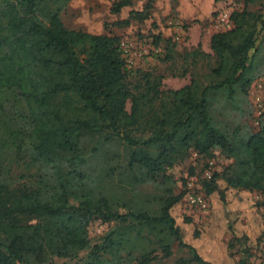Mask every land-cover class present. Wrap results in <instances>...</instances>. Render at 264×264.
Masks as SVG:
<instances>
[{
  "label": "trees",
  "instance_id": "obj_1",
  "mask_svg": "<svg viewBox=\"0 0 264 264\" xmlns=\"http://www.w3.org/2000/svg\"><path fill=\"white\" fill-rule=\"evenodd\" d=\"M69 1L0 0V264H125L137 250L138 264H149L148 245L169 258L174 242L191 254L180 264H211L176 222L188 183L175 193L168 172L192 153L209 160L218 151L232 164L203 180L205 196L264 195V111L255 133L228 132L212 114L217 95L233 107L247 96L264 15L232 13L233 27L210 39L207 83L192 77L165 92L160 77L127 65L120 37L66 28ZM153 1L114 26L147 20ZM131 4L119 0L111 12ZM21 166L29 174L16 185ZM147 184L154 193L137 190ZM95 221L113 226L92 240ZM229 228L232 248L239 238Z\"/></svg>",
  "mask_w": 264,
  "mask_h": 264
},
{
  "label": "rangeland",
  "instance_id": "obj_2",
  "mask_svg": "<svg viewBox=\"0 0 264 264\" xmlns=\"http://www.w3.org/2000/svg\"><path fill=\"white\" fill-rule=\"evenodd\" d=\"M117 1L119 0H71L61 11L60 19L71 30L120 37L121 42L129 46L132 61L130 68L136 73L160 77L159 90L165 92L189 85L192 77L207 83L205 78L215 66L210 39L213 34L226 32L233 27L232 23L229 28L222 26L219 22L222 14L226 13L230 17L234 12L246 10L264 15V0L255 4H246L244 0H154L147 20L133 21L129 27L117 28L114 26L116 22L127 19L132 11H141L149 0H132L131 6L122 9L119 14H113L111 7ZM262 35L257 41L259 53L255 57V79L247 96L237 95L236 107L228 104L221 95H217L212 101L213 117L228 132L236 128L249 129L254 133L259 130V120L264 111V34ZM167 40L170 41L169 44ZM196 51L202 57L193 58ZM129 108L128 103L127 110ZM213 156L209 160H198L192 153L168 172L175 183V193L187 189L197 191L209 205L208 213L205 214L196 208H190L183 198L174 210L173 215L180 224L184 239L196 246L203 259L211 264H239L241 261L264 264V195L255 191L231 190L226 193V201H221L216 194L211 198L205 196L202 182L209 180L204 175L210 167L213 175L221 173L232 164L231 159L218 151ZM22 173L29 174L24 166L15 168L13 175L16 185L24 181L21 177L26 176L21 175ZM183 181L190 182L191 186L185 189ZM137 190L144 194L155 192L152 184L140 186ZM185 218L190 222L185 223ZM112 226L95 221L89 227V237L93 240ZM230 226L235 229L239 238V241L232 243V248H228L232 241ZM195 232L197 235H194ZM246 247L249 249L244 254L242 252ZM148 250L154 251L149 255L152 258L149 264H178L181 260L191 259V254L176 242L171 246L172 254L169 258H163L156 245H148ZM140 258L141 252L137 250L128 257L125 264H138Z\"/></svg>",
  "mask_w": 264,
  "mask_h": 264
},
{
  "label": "built area",
  "instance_id": "obj_3",
  "mask_svg": "<svg viewBox=\"0 0 264 264\" xmlns=\"http://www.w3.org/2000/svg\"><path fill=\"white\" fill-rule=\"evenodd\" d=\"M219 22L222 24V26H225L226 28H229L231 26L230 17L226 13L222 14L220 16ZM120 46H121V49L123 52V56L126 59L127 65L129 67H131L132 61L129 57V46H128V44L121 42ZM193 156L197 157V155L195 153H193ZM210 166L214 167V164L210 163ZM211 173L212 172H211V167H210L208 172L205 173L204 177L207 179H210L212 176ZM187 186L188 187L191 186L190 182H188ZM185 202L190 208H196L205 214L208 213V209H209L208 201L201 194H197L194 191H188L185 195Z\"/></svg>",
  "mask_w": 264,
  "mask_h": 264
}]
</instances>
